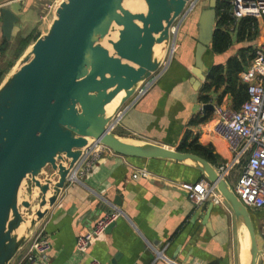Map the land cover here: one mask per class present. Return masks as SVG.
Returning <instances> with one entry per match:
<instances>
[{
    "label": "water",
    "instance_id": "water-1",
    "mask_svg": "<svg viewBox=\"0 0 264 264\" xmlns=\"http://www.w3.org/2000/svg\"><path fill=\"white\" fill-rule=\"evenodd\" d=\"M216 3L209 0L197 19L195 64L203 70L201 79ZM192 6L193 0H65L47 32L3 75L0 264H10L29 242L94 145L125 157L197 169L233 213L237 264H263L251 211L215 166L197 154L111 131L171 56L177 26ZM20 8L15 3L1 10L7 39ZM212 109L204 106L203 112Z\"/></svg>",
    "mask_w": 264,
    "mask_h": 264
},
{
    "label": "crops",
    "instance_id": "crops-1",
    "mask_svg": "<svg viewBox=\"0 0 264 264\" xmlns=\"http://www.w3.org/2000/svg\"><path fill=\"white\" fill-rule=\"evenodd\" d=\"M52 1L0 0V75L16 62L19 39L42 34L40 24L47 21ZM15 3L21 5L20 15L7 39L1 10ZM247 19L233 21L229 28L223 26L233 46L222 55L209 52L203 56L205 79H201L203 70L195 64V26L183 19L174 35L171 56L144 93L129 103L113 132L171 149L178 148L190 132L188 142L196 140L212 148L216 168L230 161L232 153L226 142L210 131L213 109L204 113L203 107L222 105L237 110L246 100V84L240 75L263 37L262 23L253 19L257 25L251 24V32H257L256 36L237 43L238 30ZM242 53L245 64L239 80L211 86L206 79L208 71L221 65L223 75L233 78L234 74L227 70V60ZM207 114V119L191 124ZM82 164L42 220L51 250L38 264H85L92 259L105 264H237L231 209L210 201L194 205L180 187L182 183L205 179L197 169L163 160L125 157L108 148L100 149L99 158L85 175H80ZM139 170L148 176L133 178ZM231 178L236 179V175ZM113 209L119 210L121 216L92 242L86 255L77 253L79 234ZM256 213L259 222L264 210ZM16 262L13 259L10 264Z\"/></svg>",
    "mask_w": 264,
    "mask_h": 264
},
{
    "label": "built area",
    "instance_id": "built-area-1",
    "mask_svg": "<svg viewBox=\"0 0 264 264\" xmlns=\"http://www.w3.org/2000/svg\"><path fill=\"white\" fill-rule=\"evenodd\" d=\"M226 1L234 23L244 18L256 19L263 25V37L255 47L248 67L240 75V80L246 84L247 99L237 110L222 105L213 106L210 131L223 139L232 153V159L216 169L228 180L232 177L233 170L240 166L232 189L248 209L261 212L264 210V0ZM146 87L140 90L138 95L144 93ZM119 119L112 125L111 131L114 130ZM102 148L105 147L94 145L87 150L86 156L81 162L83 164L80 175H85L88 172L94 161L99 158V151ZM139 176L147 177L148 173L139 170L133 175V178ZM180 187L187 193L189 200L194 205H200L207 201L215 205H226L215 185L205 179L195 183H182ZM121 214L119 210L113 209L111 212L105 213L92 228L79 234L75 242L76 252L86 255L92 242L103 236ZM41 225L42 222L29 242L15 256L16 264H38L46 259L51 245ZM259 236L264 244V217L261 219ZM159 256L157 253V257ZM85 264L105 263L92 259Z\"/></svg>",
    "mask_w": 264,
    "mask_h": 264
},
{
    "label": "trees",
    "instance_id": "trees-1",
    "mask_svg": "<svg viewBox=\"0 0 264 264\" xmlns=\"http://www.w3.org/2000/svg\"><path fill=\"white\" fill-rule=\"evenodd\" d=\"M215 11H216V25L213 33L210 52L216 55H222L226 53L233 46V39L231 35L227 31V29L223 28V26H227L229 28L233 23V20L230 17L229 5L226 0H217ZM252 23L254 24V26L257 25L256 21L251 18L244 20L241 23V27L237 33V43H242L246 40H251L256 36L257 32L254 33L251 32ZM38 37L39 36H36L35 38L32 39V37L30 36L28 38L19 39L17 52L15 54L16 59L19 58L23 50L30 44V42L32 40L34 42ZM244 64H245V57L242 53L240 57L238 56L227 60L226 63L227 70H229L228 71L229 74H234L233 78L224 76L223 67L221 65H218V66H214L208 71L206 79L211 81V86L215 85L218 87L220 84H222L225 81L231 84L239 80L238 74L243 70ZM1 77H3V73L0 75V78ZM205 87L206 89H209L210 84L208 86L205 85ZM207 118H208V114L203 119L193 120L191 124H196L200 121L202 122ZM190 137H191V133L188 132L183 142L179 145L178 150L181 152H190L197 154L198 156L204 158L210 164L215 166L217 159L216 156L213 154L212 148L202 146L199 143H197L196 140L188 142Z\"/></svg>",
    "mask_w": 264,
    "mask_h": 264
},
{
    "label": "rangeland",
    "instance_id": "rangeland-1",
    "mask_svg": "<svg viewBox=\"0 0 264 264\" xmlns=\"http://www.w3.org/2000/svg\"><path fill=\"white\" fill-rule=\"evenodd\" d=\"M62 1H65V0H54L52 1V10L50 11V13H48V19L47 21L45 22V24H40V31L41 33H46L47 30H48V27H49V24H50V21L51 19L53 18L54 16V6H59V4L62 2ZM208 3H209V0H193V6L192 8H190V11L189 13L186 15V17L184 18L185 21L187 20V22L191 23L195 26V33H194V36L196 37L197 36V19H198V15L200 13V11L204 8H206L208 6ZM129 8L131 9H138V4H128L127 5ZM51 8V7H50ZM49 8V9H50ZM186 22V23H187ZM180 24V23H179ZM261 24V23H260ZM176 26V25H175ZM41 34H38V35H32V39L35 38L36 36H39ZM30 43H33V40L30 42ZM169 56V54H168ZM8 70V69H7ZM5 70V71H7ZM5 74V73H4ZM3 77L0 78V82L2 80ZM242 164H243V161H242ZM240 171V166L236 167V169L233 170V175L232 176H235L238 172ZM228 181L230 182L231 184V187L234 186L235 184V178H231V179H228ZM251 211V217H252V220H253V223L255 225V229H256V232H257V240H258V244L260 247H264V244L259 236V230H260V227L258 225H261V221L259 220L258 222V215L256 212H254V210L252 209H249ZM264 264V262H263Z\"/></svg>",
    "mask_w": 264,
    "mask_h": 264
},
{
    "label": "bare ground",
    "instance_id": "bare-ground-1",
    "mask_svg": "<svg viewBox=\"0 0 264 264\" xmlns=\"http://www.w3.org/2000/svg\"><path fill=\"white\" fill-rule=\"evenodd\" d=\"M62 2H63V1H62ZM62 2H61V3H62ZM61 3H60V4H61ZM60 4H59V5H60ZM58 7H59V6H58ZM58 7H57V6H54V9H53V10H54V14L56 13V10H57Z\"/></svg>",
    "mask_w": 264,
    "mask_h": 264
}]
</instances>
